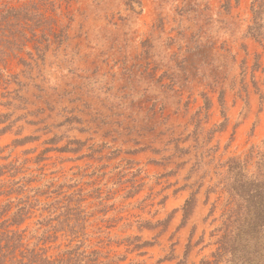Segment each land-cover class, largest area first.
Instances as JSON below:
<instances>
[{"label":"rangeland","instance_id":"rangeland-1","mask_svg":"<svg viewBox=\"0 0 264 264\" xmlns=\"http://www.w3.org/2000/svg\"><path fill=\"white\" fill-rule=\"evenodd\" d=\"M4 15L27 43L0 80V222L27 208L19 257L60 226L49 256L223 264L231 165L252 176L264 155L253 0H0Z\"/></svg>","mask_w":264,"mask_h":264},{"label":"trees","instance_id":"trees-1","mask_svg":"<svg viewBox=\"0 0 264 264\" xmlns=\"http://www.w3.org/2000/svg\"><path fill=\"white\" fill-rule=\"evenodd\" d=\"M253 11L254 24L250 26L249 33L264 44V0H253ZM6 17L7 15L0 16V80L2 79L8 84L10 75L5 74L1 65L10 55L14 54L17 57V52L23 51L27 43L20 42L18 33L12 31L10 26L3 25ZM61 32L63 33V29ZM19 34L25 33L20 32ZM32 37L28 40L36 39L35 32ZM37 42L41 44L43 41L37 40ZM47 47L45 45V49ZM41 49L42 47L38 46V50ZM31 57L34 59L33 54ZM20 61L28 64L24 59ZM16 91L19 92L20 89ZM244 115L245 111L241 118ZM230 173V180H232L233 174H236V178L229 185L230 211L225 219L226 225L222 228L223 234L218 240V250L214 254L216 262L225 260L223 264H264V155L258 162L255 175H247L243 164L239 161L232 163ZM192 202L193 199H190L186 203V216ZM6 212L7 210L0 211V220ZM27 212L26 207H19L10 218L0 222V264L115 263V261H103L105 256L99 251L88 253L86 249H82L84 243L60 253L57 257L47 255L49 248L46 247V244L57 239L58 235L56 234L62 228L60 226L44 230L36 246L30 250L21 251V257H19L18 251L24 246L23 233L10 227L23 223Z\"/></svg>","mask_w":264,"mask_h":264}]
</instances>
